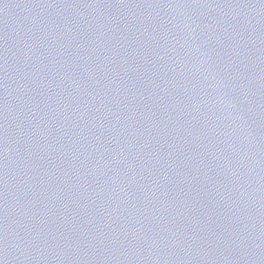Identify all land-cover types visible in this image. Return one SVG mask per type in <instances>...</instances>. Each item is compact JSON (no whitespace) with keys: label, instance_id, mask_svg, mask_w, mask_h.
Returning a JSON list of instances; mask_svg holds the SVG:
<instances>
[{"label":"water","instance_id":"1","mask_svg":"<svg viewBox=\"0 0 264 264\" xmlns=\"http://www.w3.org/2000/svg\"><path fill=\"white\" fill-rule=\"evenodd\" d=\"M0 264H264V0H0Z\"/></svg>","mask_w":264,"mask_h":264}]
</instances>
